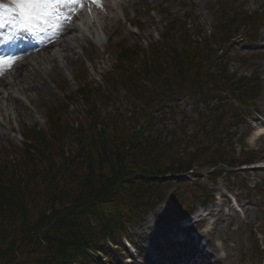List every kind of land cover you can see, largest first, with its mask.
I'll return each instance as SVG.
<instances>
[{"label":"rangeland","instance_id":"obj_1","mask_svg":"<svg viewBox=\"0 0 264 264\" xmlns=\"http://www.w3.org/2000/svg\"><path fill=\"white\" fill-rule=\"evenodd\" d=\"M12 1L15 2V0ZM148 2L152 6L148 7ZM147 3H143L142 0H127L125 4H127L129 11L128 16L131 18L128 17L129 19L126 20L122 17L108 24L105 27L106 31L102 43L96 44V40H93L90 33H87L90 35V37L88 36L90 42L79 33L81 38H79V41H72L70 49L62 50L58 46H54L52 50L49 49V52L52 51L53 55L49 57L45 56V60L41 59L40 63H29L28 66H22V63L25 62L24 60L16 63L19 71L23 72V77L19 79L18 84L13 86L14 88L10 89L11 95L9 97L6 92L5 96L8 99L5 101L0 100V153L5 152V147L10 148L8 151L12 150L11 148L15 149L17 147L19 141H13L10 138L12 137V132H15V135L19 136V133L28 131L29 126L36 128L45 127L44 119L47 111L49 112L58 103L66 102L67 99L64 95L75 92L77 89V79L79 81L83 73L94 84L103 85L104 91L95 101L101 109L103 117L101 122L103 125L108 126L106 131L103 132L107 135L111 146L115 147L117 144H115V140L121 141L126 146L129 145L132 141L137 140V132L131 124H127L122 130V119L130 122L127 104L132 96L124 89V85V88L119 86L121 94L119 101L115 102V111L114 106L106 102V97L109 96V93L107 92L108 84L104 82V79L113 74V68L117 71L121 69L116 62L120 49L126 45H135L136 42L144 43V47H148L149 41L159 40L158 42H161L160 34H166L170 28L167 22L173 18L179 22L177 28L174 30L173 42L176 46L182 48L187 34H199L198 28H201L206 34L215 32L217 30L216 24L219 22L218 13L228 8L230 9L234 4L254 10L264 8V0H147ZM0 17L7 18L5 19L6 21L11 19L12 14H9L0 5ZM130 20L134 21L133 24L136 23L140 26L139 31L130 25ZM240 31H244V28H240ZM107 32H112L113 34L109 35ZM249 34L251 35V33ZM256 36L257 39L254 41H250L246 37H239L236 40L238 43L229 48V52L236 59L230 66V70L236 69L243 74H249L254 71L262 77V91L256 100L259 107H252L249 110L248 119L243 120L244 125L239 127L240 133L235 135V140H239V142L242 140V135H247L249 131L255 130V125L260 126L264 123V116H259L260 118H258L255 112L261 109L259 103L262 101L264 93V54H255L256 51L264 48V22ZM218 51L220 54V49L215 48V52ZM43 54L44 52H41L42 56ZM47 54L48 52H46ZM69 55L74 59L73 63H68ZM218 60L212 62L208 58L207 63L209 68L203 79V84L202 82L200 83L199 87L203 86L201 89L195 88L191 90L187 87L182 95L173 100V111H169L167 106H164L155 113V115H166L168 117L167 129H165L161 137L163 141L156 146L157 151L167 146L170 149H174L175 145L178 147L177 137L183 138L189 132L193 134L199 133L196 135L197 138L202 136L203 133L200 129L204 125L201 122L206 117V113L214 115L224 111L227 118L232 119L233 122L238 117L239 110L245 111L246 105L239 103L235 99V94H232L231 91L234 83L227 80L223 73V65L218 63ZM70 61L72 62L71 59ZM10 73L12 72H9L7 76L6 73L2 77L7 81L18 78V73H14L12 77H10ZM117 84L118 82H115L112 85V90H115ZM29 87L31 89L28 90ZM24 88L27 89L26 94L23 93ZM0 90L2 91V89ZM161 97L163 100L167 99V95H162ZM137 105L143 106L144 102L138 101ZM70 109L69 112L63 111L64 123L62 126L65 130L68 128L69 123L70 125H76L75 119L77 117H83V119L88 117L81 100L75 99ZM112 117L115 119L118 117V121L114 122L111 119ZM134 119L135 117L133 121ZM83 121H85L84 136L86 141L88 140L91 143V138H94L100 144L101 139L96 127L91 129L87 120L84 119ZM165 135H171V138L168 139ZM67 139L73 143L76 150H81L82 146L78 137L73 132L67 138H61L60 141L52 143L56 148L61 149L59 153L65 155L70 163L69 171L60 184L59 196L53 194L52 186L50 190L48 188L53 183L50 177L47 176L44 179L39 177L37 172L31 171L33 174L31 188L25 197H28L29 201L27 203L32 210V223H35L37 220L41 222V215H44L49 209L53 198L61 201L60 205H63L67 202L73 204V200L79 199V196L85 197L83 199L84 203H81L79 208L87 207L86 201L93 197L91 194L94 191L97 192L98 186L101 185L98 182L99 174L90 177L89 167L81 160V157L74 158V154L67 156L68 151H75L67 145ZM246 141L242 145L248 146L250 149L254 148L256 157H264V136H257L255 147H250ZM215 142V140H208L209 144H215ZM241 147V144L238 143V151ZM94 154L96 159H98V147ZM209 154L207 153L200 157L198 163L203 167L201 173L184 178L175 176L173 179L175 184H171V186H167L162 190L163 192L167 190L165 199L162 201L163 203L152 208L147 215L137 212L138 217L130 222L132 233L129 236L134 243L139 244L142 248L144 246H152L154 239L163 241L164 230L161 227H167L170 215L173 218H179V215L174 212L178 209L184 210V208L188 209L191 207L196 199V195L201 197V201L205 200L206 191L209 189L208 186L211 185L207 175V167L209 165H206L211 157ZM8 157H3V161L6 162ZM41 164L40 162L37 166ZM34 166L36 167V163L31 164L30 170ZM103 168V175H108L112 171L110 165L107 163H104ZM43 169L40 172L47 171V166H44ZM235 173L237 174L227 175V173H224L216 182L217 186L214 188L217 193L212 203L207 204L206 213L204 214L206 215L208 211H211L212 216L208 217L207 225L202 232L204 233L208 226H210L213 228L214 233L208 236L206 231L204 242L209 243L207 250L211 244L220 245L222 248L226 246L229 249V251L226 250V252L222 251L220 253L219 256L222 257L221 264H264V183L261 182V179H264V171L262 169H250L243 172L236 170ZM226 175L227 178L225 177ZM166 180H160V183L164 184ZM254 184H257L254 189L249 186H253ZM225 186H227L228 190H231L232 195L238 196L239 209H241L239 212L231 207L229 197L224 192ZM55 189H58V186H55ZM74 192L79 196L73 194ZM112 197H114V194L109 197L110 201H113L110 199ZM91 201L94 202L96 200L93 198ZM98 202L96 201L95 203L97 204ZM244 206H247L248 209ZM114 207L115 202L113 201L103 203L99 209L110 211ZM55 208L58 209V204L52 203V209ZM198 208L199 206L197 207L196 205L194 207L195 211ZM185 212L186 210L180 213V215H185ZM162 213L165 215L163 216ZM90 217L93 218L92 216ZM6 218L9 222L6 223L8 226L12 228L18 226L11 223L13 219L10 216H6ZM22 223L23 221L21 220L18 224L21 225ZM37 227H40V224ZM17 229L23 230L25 235L28 238H33V240L41 238V244L46 245L43 233L33 232L27 226H20ZM9 237L12 239L16 236L12 234ZM119 242L121 245V239ZM9 243L10 239H0L2 248H7ZM258 246H262V251L257 250ZM177 247H179V250L175 252V261L179 260L181 256L183 257L184 254L183 247L181 245ZM19 249L22 257L25 255L27 260L21 258L20 262L12 261L9 255L2 253L0 249V264H28L29 261L35 258H51V253L37 247L29 249L24 245H20ZM261 254L263 255L262 257H260ZM223 256L226 258H223ZM145 257L146 254L143 251L141 259L145 264H148ZM116 259L118 258L116 257ZM103 261L104 258H101L98 262L104 264ZM135 264L140 263L136 262Z\"/></svg>","mask_w":264,"mask_h":264},{"label":"trees","instance_id":"obj_2","mask_svg":"<svg viewBox=\"0 0 264 264\" xmlns=\"http://www.w3.org/2000/svg\"><path fill=\"white\" fill-rule=\"evenodd\" d=\"M127 55L132 54L134 51H130V49L125 50ZM182 65V66H181ZM156 71H160L162 69L161 65L155 66ZM171 76H173L174 80L171 81V85L174 87L176 91L179 89L182 90L185 87V81L187 77L190 79L191 77H198L195 72L192 71L191 66L184 64H178L175 60L171 63L169 67ZM83 92V90H81ZM85 97L90 99V92H85ZM94 122H96V118H94ZM50 130L52 131V138L55 141L60 140V138L65 133L61 131V122L60 119H55L51 116L49 121ZM40 137V135H36ZM139 136L136 141H132L129 144V147L125 144H122L121 141H116L115 147H110L107 145V141L102 144V149L98 146L96 139L91 138L93 141L90 143L92 148H89V152L86 153L83 146L81 148L82 159L89 167L90 177L95 174H99L98 182L101 184L98 187V191L91 194L96 201H99L98 204H103L109 202V197H111L114 191H117V197H114V201H116L115 208L110 211L103 210L104 219H114L113 215H116V219L124 220L128 215V218L132 216L134 211L132 208L143 207V209L148 207L147 201L144 200L143 190L139 189V185L143 183H147L149 179H151L154 175L149 172V170L153 167L152 164H149V160L146 159L145 162L141 159V156L138 155L137 151L133 153L132 151L135 149V144L139 140ZM40 139H42L40 137ZM97 143V144H96ZM97 147L99 149V158L96 159L95 152L97 151ZM110 147V148H108ZM28 149L32 148L31 146L27 147ZM111 149V150H110ZM149 153L158 156L164 154H160L156 152L154 149L146 148ZM195 157L196 154H190ZM93 156V157H92ZM146 156H150L147 154ZM35 158L32 157V160ZM85 159V160H84ZM43 161V159H41ZM107 163L111 167V173L108 175H103L104 172L103 165ZM189 162H184L182 164L177 163L181 170L189 169L192 167V164H188ZM38 168L37 164L34 170ZM49 175V174H48ZM45 177L44 179H46ZM136 183V184H134ZM49 188V187H48ZM75 195V192L73 193ZM126 194V195H125ZM131 194V195H128ZM79 196V195H78ZM85 197L79 196V200L76 201V204L83 203V199ZM83 211V210H82ZM80 212H69L63 216H58L57 219L52 220V216L49 214L41 215V222L36 221L35 223L31 222L32 218V210L26 207V203L24 205L23 201L21 204L19 200L16 198L13 190H8L4 187L0 186V239H10L9 246L7 248H2L0 245V249L2 253L9 255L12 261L20 262V259L27 260L25 255L20 254V245H24L29 249H34L37 247L38 249H42L45 252L51 253L50 256H55V260H59L61 258H65L68 256V253L71 255L78 254L76 251L83 250L88 243L81 244L77 247V250L72 252L73 245L76 243L77 245L80 243L79 239L85 232L84 226L81 223ZM100 210L95 212V215L100 216ZM6 216H10L11 223L17 224L18 226L12 228L8 226L6 223H9ZM73 219H77L72 222ZM23 223L20 225V221ZM40 224V227L37 225ZM20 226H27L33 232H41L44 234V237L47 241V246H43L40 242L41 238H28L23 230H18L17 228ZM47 226H51L50 229L46 228ZM106 229V227H105ZM15 235L12 239L9 237L10 235ZM68 234H75L74 237ZM6 237V238H5ZM8 237V238H7ZM72 239H68L71 238ZM5 244V243H4ZM41 250V251H42ZM21 256V257H18ZM33 264H47L51 263L48 259L35 258L30 261ZM64 263L67 261L64 259Z\"/></svg>","mask_w":264,"mask_h":264},{"label":"bare ground","instance_id":"obj_3","mask_svg":"<svg viewBox=\"0 0 264 264\" xmlns=\"http://www.w3.org/2000/svg\"><path fill=\"white\" fill-rule=\"evenodd\" d=\"M127 0H96L95 3L88 5H83L77 12V14L72 18L70 23L66 21L64 29H66L62 34L61 38L59 40L55 41L56 45H53L51 42L50 38H46L45 43L46 46L42 50L44 52L43 56L41 55V52L38 53H33L29 54L26 56H23L21 60H24L25 62L22 63V66H28L29 63L38 62L40 63L41 59L45 60V56L49 57L53 55L51 52H49V49L52 50L54 46H58L62 50L65 49H70L71 45L75 41H79L80 35L83 37L87 35L85 31L81 32L83 29L88 28L94 36L97 37V39L100 41L101 40V30L104 27V25L111 24L114 20H118V18L122 15L126 17L127 13V8L124 6ZM143 3H147V0H142ZM67 20V18L64 17V20ZM107 22L106 24H103ZM69 25V26H68ZM80 33V35H79ZM5 35V34H4ZM7 36V35H6ZM76 36V37H73ZM73 41V42H72ZM48 54L46 55V52ZM259 52L264 54V48L260 49ZM0 57H3L0 54ZM4 60L0 61V100H7L9 95H11L10 89L14 88L15 84H18V81L21 77H23V72H20L19 69L16 67V64H13L14 61L17 59H14L12 57H3ZM72 60V62L70 61ZM68 63H73L74 59L71 58V56H68ZM20 62V61H17ZM23 68V67H21ZM15 71V72H14ZM23 71V70H22ZM7 72H12L10 73V77L14 73H18V78L17 79H9L8 81L4 79L2 76L5 75ZM28 72V69H27ZM31 89L30 87L28 90ZM5 92H4V91ZM6 92L8 93V97H6ZM27 89H23V93L26 94ZM12 97V96H11ZM261 106V113L264 116V93L262 96V101L260 103ZM248 209L247 207H245ZM191 222V221H190ZM174 228V229H173ZM189 228V227H186ZM173 229V230H172ZM184 229V228H183ZM186 231V230H185ZM182 229H180L177 225H173L169 229H167V234L171 233H183L186 234L187 236H190V232H185ZM201 238L199 240H203L204 238L201 235ZM189 240H192L193 238H189ZM208 243H205V246ZM154 245L160 246V240L154 239ZM226 250L229 251V249L224 246ZM186 251L183 254V257L179 259V262H174L175 264H221L222 259L217 256V254L221 251V247L218 245H212L211 244V250L210 253L206 252L205 249L199 247L195 241H191L190 243H186L185 246ZM147 258L149 260V264H159L160 260L159 258H155L153 260V263H150V260L152 259L151 257L148 256Z\"/></svg>","mask_w":264,"mask_h":264},{"label":"snow or ice","instance_id":"obj_4","mask_svg":"<svg viewBox=\"0 0 264 264\" xmlns=\"http://www.w3.org/2000/svg\"><path fill=\"white\" fill-rule=\"evenodd\" d=\"M75 2L79 0H15V8L10 9L13 19H8L7 23L12 25L14 31L33 30L38 23H47L56 16L61 3ZM5 19L0 17V27L5 26ZM3 60L0 57V61Z\"/></svg>","mask_w":264,"mask_h":264},{"label":"clouds","instance_id":"obj_5","mask_svg":"<svg viewBox=\"0 0 264 264\" xmlns=\"http://www.w3.org/2000/svg\"><path fill=\"white\" fill-rule=\"evenodd\" d=\"M259 135V132H254L251 136H249L247 138V144L250 146V147H254L255 146V140L257 138V136Z\"/></svg>","mask_w":264,"mask_h":264}]
</instances>
